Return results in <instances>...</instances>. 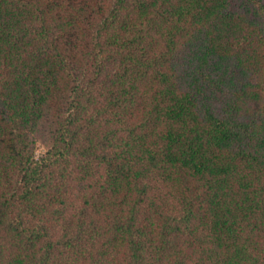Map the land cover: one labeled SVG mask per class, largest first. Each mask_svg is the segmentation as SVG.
Here are the masks:
<instances>
[{"label":"trees","instance_id":"obj_1","mask_svg":"<svg viewBox=\"0 0 264 264\" xmlns=\"http://www.w3.org/2000/svg\"><path fill=\"white\" fill-rule=\"evenodd\" d=\"M0 264H264V0H0Z\"/></svg>","mask_w":264,"mask_h":264},{"label":"rangeland","instance_id":"obj_2","mask_svg":"<svg viewBox=\"0 0 264 264\" xmlns=\"http://www.w3.org/2000/svg\"><path fill=\"white\" fill-rule=\"evenodd\" d=\"M44 150L43 144L40 140L36 141L34 144V155L39 156Z\"/></svg>","mask_w":264,"mask_h":264}]
</instances>
